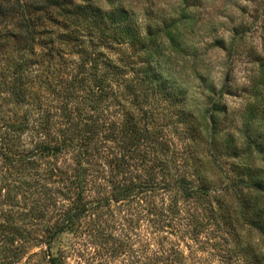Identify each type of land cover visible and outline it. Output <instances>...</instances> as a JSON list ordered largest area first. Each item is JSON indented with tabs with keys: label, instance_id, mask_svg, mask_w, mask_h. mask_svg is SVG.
I'll list each match as a JSON object with an SVG mask.
<instances>
[{
	"label": "rangeland",
	"instance_id": "374dc122",
	"mask_svg": "<svg viewBox=\"0 0 264 264\" xmlns=\"http://www.w3.org/2000/svg\"><path fill=\"white\" fill-rule=\"evenodd\" d=\"M66 1L124 6L139 40L110 48L109 31L60 10L26 51L0 17V264H264V0ZM62 140L88 152L87 199L102 204L49 245L76 198L60 172L75 151L36 145Z\"/></svg>",
	"mask_w": 264,
	"mask_h": 264
},
{
	"label": "trees",
	"instance_id": "16d2710c",
	"mask_svg": "<svg viewBox=\"0 0 264 264\" xmlns=\"http://www.w3.org/2000/svg\"><path fill=\"white\" fill-rule=\"evenodd\" d=\"M66 3V0H35L33 2L27 0H0V17H4V15L6 16L8 13H11L14 17H16L14 26L16 28L15 39L24 42L26 51H31L33 49L36 33H41V28L39 29V27H43V24H41L39 20L44 16H47L49 13L60 15V10L66 19L76 21L81 18L86 20L88 23H92V27L97 30L103 29L109 31V35L104 37L106 39L104 44L106 46L108 45L110 48L115 47L117 44H122L128 39L136 42L139 40V33L132 23L129 11L124 6H119L109 12H103L100 8H95L94 6L85 4H77L74 5L73 8H66V6H68L65 5ZM104 34L105 33L101 32L102 36H104ZM101 41H103L101 38L100 40L99 38L97 39V43L100 44ZM94 60L95 65L93 66L97 71L101 70V66L103 64L107 66L105 74L106 76L111 77L109 80L110 83L112 81H122L123 68L122 66L117 65L115 60L109 59L107 62H103L102 58L98 57L94 58ZM96 75H98V73H96ZM101 76H98L96 79V83L99 86L103 85L106 81V79ZM146 78L148 82L153 79L151 72L147 73ZM20 84L21 81L18 78L15 83L14 93L16 98L22 101ZM17 127L19 129L22 128L21 124ZM36 149L42 154L55 158L58 156H65L69 153H74L75 151V155L71 158V165L64 167V169H61L60 172L66 180L75 182L76 198L72 201V204L66 208L64 212H62L60 217L48 226L46 231L47 237L49 238L48 243L50 245L52 239L57 233L72 228L76 221L86 213L98 210L99 207H101L100 205L102 204V201L97 200V202H93L87 199L89 196L88 182L90 181L89 176L91 175L88 167L91 164V159L89 160L87 157L88 152L82 151V149L76 144L67 142V140L49 143L41 142L36 145ZM71 150L72 152H69ZM110 181H114L113 178H111ZM263 181L264 180H262V182ZM262 184H264V182ZM255 185L259 187L258 183ZM136 187L137 186L135 184L130 183L113 187L110 198L116 202L125 200L133 194ZM176 187L182 190L187 199L192 198L198 191V189L189 188L186 183L181 184L177 182ZM105 199L108 200L109 198ZM63 260L64 258H60V264H65ZM52 261L55 262V258Z\"/></svg>",
	"mask_w": 264,
	"mask_h": 264
}]
</instances>
